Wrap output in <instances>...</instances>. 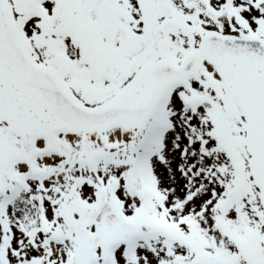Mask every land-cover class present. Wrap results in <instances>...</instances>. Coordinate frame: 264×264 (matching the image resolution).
<instances>
[{
  "label": "snow or ice",
  "instance_id": "snow-or-ice-1",
  "mask_svg": "<svg viewBox=\"0 0 264 264\" xmlns=\"http://www.w3.org/2000/svg\"><path fill=\"white\" fill-rule=\"evenodd\" d=\"M0 264H264V0H0Z\"/></svg>",
  "mask_w": 264,
  "mask_h": 264
}]
</instances>
